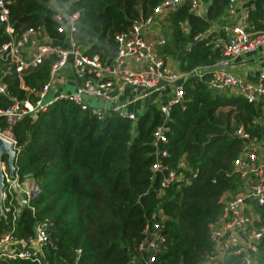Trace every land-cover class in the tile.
Returning a JSON list of instances; mask_svg holds the SVG:
<instances>
[{
    "label": "trees",
    "instance_id": "16d2710c",
    "mask_svg": "<svg viewBox=\"0 0 264 264\" xmlns=\"http://www.w3.org/2000/svg\"><path fill=\"white\" fill-rule=\"evenodd\" d=\"M161 1L15 0L9 22L16 32L41 25L49 36L62 39L57 27L66 23L63 12H78L71 32L74 42L86 56L110 64L117 54L116 35L152 14ZM228 2L211 0L206 16L200 17L186 0L165 18L160 53L171 56L181 71L202 68L200 77L187 78L182 101L166 113L159 102L147 101L134 119L111 108L98 118L91 107L82 110L60 98L16 121L11 129L16 141L13 163L19 177L31 178L37 190L18 214L13 207L0 212V239L12 235L27 240L36 224L46 223L41 264H138L132 257L144 250L145 228L156 214L155 222L162 216L166 249L149 253L155 259L149 264L202 263L214 247L212 225L223 215V198L233 196L242 182L233 172L241 146L233 131L240 124L251 130L248 125L261 111L256 100L219 92L207 83L210 74L204 68L222 58L217 40L224 35H201L218 21ZM247 23L251 31L264 30V0H252ZM4 29L0 22V45L9 40ZM53 58L26 72L24 84L40 88ZM0 82L6 83L9 95L0 93V109L10 105L11 96L26 97L19 77L1 60ZM5 126L0 116V128ZM157 127L164 128L165 139L158 146L153 136ZM6 160L7 155L1 158ZM154 164L160 169L151 170ZM170 172L173 181L161 186ZM258 246L264 254V235ZM235 256L234 264H240ZM0 264L38 263L0 257Z\"/></svg>",
    "mask_w": 264,
    "mask_h": 264
},
{
    "label": "built area",
    "instance_id": "2783aa9c",
    "mask_svg": "<svg viewBox=\"0 0 264 264\" xmlns=\"http://www.w3.org/2000/svg\"><path fill=\"white\" fill-rule=\"evenodd\" d=\"M185 1L162 0L152 14L134 20L127 32L116 35L117 54L110 64H104L97 56H86L72 38L71 32L78 12L73 14L63 12L66 23L58 26L57 31L64 33V37L56 39L49 36L41 25L28 26L16 32L9 22V7L15 0H0V22L5 23L4 31L9 36V40L0 45V60L10 67V72L19 77L20 88L26 93L23 99L11 96L10 105L0 109V116L6 121L5 128H0V139L15 151L16 141L11 129L16 121L25 114H36L38 110H44L60 98H67L79 105L82 110L91 107L93 113L101 118L105 108L92 106L91 99H99L105 105L119 93L132 88L139 91L140 99L160 103L158 91L164 85L172 84V99L161 106L162 111L166 113L173 103L182 101L183 83L191 74L200 77L202 68L185 72L179 69L178 64H169L166 59L168 56L165 57L160 53L165 44L164 37L156 35L151 39L148 36L151 26L160 23L168 12L177 10ZM187 1L191 12L200 17L206 16L203 11L204 0ZM247 2L248 0H229L225 20L230 22L222 24L218 19L201 35L207 37L214 31L224 35L223 39L217 40L218 45H222V58L204 68L210 74L207 83L219 92L227 90L232 94H242L249 100H256L261 104L260 114L248 125L251 130H246L245 125L240 124L233 131V135L237 136L241 143L238 156L233 162V172L239 175L242 182L233 196L223 198V215L212 225V238L215 234V225L220 224L224 230L243 235L242 239L247 247L238 246V243H235L236 238H228L218 245L214 243L213 249L201 264H219V257L230 253L238 254L240 264H254L250 250H256L260 237L264 235V227L254 223L255 219L260 218L255 208L264 209V30L251 31L247 28V16L252 6V3ZM235 16L238 17L236 22L233 21ZM240 20L245 22L242 23ZM257 50L259 64L255 80H249L242 70L235 71L230 68L235 62L244 59L246 55L255 54ZM50 57L54 58L48 79L43 81L38 89L27 87L23 81L24 74ZM68 66L75 78L74 91L66 90L67 94L56 93L54 89L58 83H61V74ZM77 78H81L80 83L77 82ZM0 93L8 95L6 83L0 82ZM49 93L52 97L45 101ZM108 108L127 115L130 119L135 118L132 113L125 114L120 111L118 106ZM163 130V127H157L153 134L157 146L165 141ZM0 168L2 171L0 212L2 214L13 207V212L18 214L23 206L22 200H29L37 187L31 178L19 177L14 163L11 165L8 163V155L6 161H0ZM158 169H160L158 164L151 167L153 171ZM173 179V172L168 173L162 179L161 186L167 185ZM160 219L162 220V217ZM155 220L156 214H153L145 228V232L148 233L145 239L148 240L146 246L150 254L153 252L154 255L166 249L165 238L161 233L163 223L161 220L157 222ZM45 226L46 223L36 224L33 236L27 240H16L12 235L0 239V257H19L41 264L47 241ZM140 248H144L143 244ZM150 254L147 259L148 264L155 261L154 256Z\"/></svg>",
    "mask_w": 264,
    "mask_h": 264
},
{
    "label": "crops",
    "instance_id": "0c3cea01",
    "mask_svg": "<svg viewBox=\"0 0 264 264\" xmlns=\"http://www.w3.org/2000/svg\"><path fill=\"white\" fill-rule=\"evenodd\" d=\"M210 2L211 1H209V0H204L203 11L205 13L207 10V5ZM247 3L248 4L252 3V0H248ZM168 14H169V12H168ZM205 15L206 14H204V16ZM164 17L166 18L167 16H164ZM225 17H227V15L224 12L219 17V19L225 20ZM165 18H164V20H165ZM164 20H162L160 23H158L156 25L151 26L150 31H149V36H148L149 38L152 39L156 35L163 36V34H164L163 33L164 23H165ZM229 20H232V18H229ZM233 21H235V22L238 21V17L236 18V16H235V18H233ZM240 22H242V21L240 20ZM214 23L215 22H213V24ZM166 56H168V55H166ZM258 57H259V51L257 50L255 52V54L246 55L244 59L238 60L237 62H235L234 65H231L230 68L232 70H235V71H238V70L241 71L242 70V72L247 74L249 80H251V81L255 80L256 79L257 66H251V65L252 64L256 65L255 62L257 63ZM166 59H167L169 64H174V65L177 64V62L174 59H172L171 56L166 57ZM247 63L250 66L247 70H245L244 66ZM236 66H238L239 68L236 69ZM68 68L71 70V68L69 66L65 67V69L63 70V72L61 74V78H60L61 83H58V84H62L63 80H64V82L66 84H70L74 87L75 78L72 75V71L70 72L68 70ZM173 68H175V67H173ZM60 86L64 87V85H60ZM172 89H173L172 84H166L158 91L159 92L158 97L160 98L159 104L161 106L166 105L172 99ZM54 90L56 91V93L66 91V89H63L64 91H62V90L59 91L57 86L55 87ZM96 100L103 103V101H101L99 99H96ZM141 101H142V99L139 98V91L134 90L132 88H127L123 92L116 95V98H114L113 100H110L109 103L107 102V104H105L101 107L108 108V107L118 106L119 110L125 114H129V113L137 114V112L143 111L146 104H147L146 100H145L146 102H144V105H143V103H140ZM92 106H95V105H92ZM255 209H256V212L260 215V218H259V220L255 219L254 223L257 225L258 223L262 222L261 225L264 227V209H262V208H255ZM262 218H263V220H262ZM214 233L215 234H214L213 241H214L215 245H218L220 242H222L228 238H232V239L236 238L235 243H238V246L242 245V246L247 247L246 242H243L244 241L242 239L243 235H238L236 232H232L230 230H224V228L220 224L215 225ZM262 237H263V235L260 238H262ZM259 242H260V239L258 241V245H259ZM143 249L144 250L139 254L138 257H135V256L132 257V260L138 264H148L147 259H148L150 250L147 248V246H144ZM252 252H255L254 256H252L254 258V264H264V254L262 253L259 246H257L256 250H250L251 255H252ZM235 257H236L235 254H232V253H230L229 255L221 256V257H219V264H234V261L236 260Z\"/></svg>",
    "mask_w": 264,
    "mask_h": 264
},
{
    "label": "water",
    "instance_id": "95a60500",
    "mask_svg": "<svg viewBox=\"0 0 264 264\" xmlns=\"http://www.w3.org/2000/svg\"><path fill=\"white\" fill-rule=\"evenodd\" d=\"M244 22L245 21L242 20V23H244ZM5 155H8V163L10 165L13 164V160L16 156L15 151L13 149H11L4 140L0 139V161H1V158ZM1 190H2V171L0 168V198H1ZM34 194H35V192L30 195L29 200L34 196ZM29 200H22V204L26 205ZM159 217L161 218L162 216L159 215ZM147 242H148V240L144 241L143 247L147 245Z\"/></svg>",
    "mask_w": 264,
    "mask_h": 264
},
{
    "label": "rangeland",
    "instance_id": "374dc122",
    "mask_svg": "<svg viewBox=\"0 0 264 264\" xmlns=\"http://www.w3.org/2000/svg\"><path fill=\"white\" fill-rule=\"evenodd\" d=\"M166 31H167V29H166ZM164 37H165V35H164ZM165 41H166V38H165ZM65 46H67V45H65ZM255 64L256 65H254V64H252L251 66H258V64H259V60L257 61V63L255 62ZM249 64L247 63L245 66H244V68H245V70H247L248 68H249ZM237 68H239L238 66H236V69ZM68 70L71 72V70L68 68ZM66 83L64 82V80H63V83L62 84H57V87H58V90L60 91V90H63V89H66V90H70V91H74V88H73V86L72 85H70V84H66ZM60 85H64V87H62V86H60ZM65 92V94H67V91H64ZM52 97V95H51V93H49L47 96H46V98H45V101H47L48 99H50ZM149 101V99H142V101L140 102V103H143V105H144V102H146V101ZM90 103L91 104H93V105H95V106H103V103L102 102H100V101H98V100H96V99H91L90 100ZM254 253L255 252H252V256H254Z\"/></svg>",
    "mask_w": 264,
    "mask_h": 264
}]
</instances>
